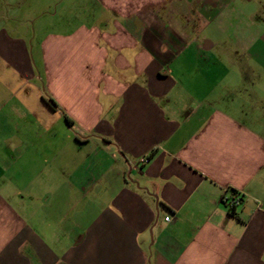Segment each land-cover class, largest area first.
I'll return each instance as SVG.
<instances>
[{
	"label": "crops",
	"instance_id": "1",
	"mask_svg": "<svg viewBox=\"0 0 264 264\" xmlns=\"http://www.w3.org/2000/svg\"><path fill=\"white\" fill-rule=\"evenodd\" d=\"M230 1L0 0V264H264V32Z\"/></svg>",
	"mask_w": 264,
	"mask_h": 264
},
{
	"label": "rangeland",
	"instance_id": "2",
	"mask_svg": "<svg viewBox=\"0 0 264 264\" xmlns=\"http://www.w3.org/2000/svg\"><path fill=\"white\" fill-rule=\"evenodd\" d=\"M225 10L230 13L225 18V25L231 29H246L247 40L255 36L250 33L255 29L264 32V0H231Z\"/></svg>",
	"mask_w": 264,
	"mask_h": 264
},
{
	"label": "built area",
	"instance_id": "3",
	"mask_svg": "<svg viewBox=\"0 0 264 264\" xmlns=\"http://www.w3.org/2000/svg\"><path fill=\"white\" fill-rule=\"evenodd\" d=\"M148 159L142 160V162H147ZM242 201V194L239 191H234L231 188H226L222 197V202L225 205L226 209L232 213L237 206ZM166 220L169 221L170 217H166Z\"/></svg>",
	"mask_w": 264,
	"mask_h": 264
},
{
	"label": "trees",
	"instance_id": "4",
	"mask_svg": "<svg viewBox=\"0 0 264 264\" xmlns=\"http://www.w3.org/2000/svg\"><path fill=\"white\" fill-rule=\"evenodd\" d=\"M52 104H53L54 106H56V103H55L54 101H52ZM65 118H66V121H67V122H69V123L72 122L67 116H65ZM233 212H234V211H233ZM233 212H232V213H233Z\"/></svg>",
	"mask_w": 264,
	"mask_h": 264
}]
</instances>
